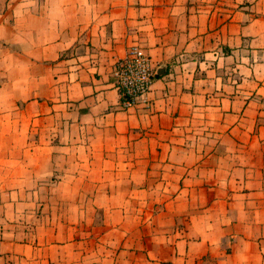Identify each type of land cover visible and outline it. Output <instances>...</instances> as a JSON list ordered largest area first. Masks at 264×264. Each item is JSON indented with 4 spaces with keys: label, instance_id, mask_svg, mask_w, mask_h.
<instances>
[{
    "label": "crops",
    "instance_id": "crops-1",
    "mask_svg": "<svg viewBox=\"0 0 264 264\" xmlns=\"http://www.w3.org/2000/svg\"><path fill=\"white\" fill-rule=\"evenodd\" d=\"M0 264H264V0H0Z\"/></svg>",
    "mask_w": 264,
    "mask_h": 264
},
{
    "label": "built area",
    "instance_id": "built-area-1",
    "mask_svg": "<svg viewBox=\"0 0 264 264\" xmlns=\"http://www.w3.org/2000/svg\"><path fill=\"white\" fill-rule=\"evenodd\" d=\"M113 73L125 108L133 107L158 76L150 57L141 49H134L127 58L119 61Z\"/></svg>",
    "mask_w": 264,
    "mask_h": 264
},
{
    "label": "rangeland",
    "instance_id": "rangeland-1",
    "mask_svg": "<svg viewBox=\"0 0 264 264\" xmlns=\"http://www.w3.org/2000/svg\"><path fill=\"white\" fill-rule=\"evenodd\" d=\"M44 209H45V213H47L48 212V210H50L48 207H44ZM92 256L93 255H95V254H93V252H92V254H91ZM97 258H99V257H97Z\"/></svg>",
    "mask_w": 264,
    "mask_h": 264
}]
</instances>
